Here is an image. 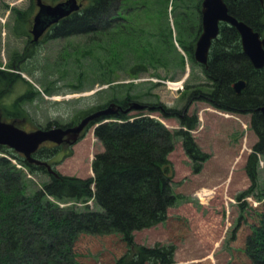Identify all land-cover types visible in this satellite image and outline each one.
<instances>
[{
  "label": "rangeland",
  "instance_id": "374dc122",
  "mask_svg": "<svg viewBox=\"0 0 264 264\" xmlns=\"http://www.w3.org/2000/svg\"><path fill=\"white\" fill-rule=\"evenodd\" d=\"M78 1L84 4L86 0ZM144 1L121 9L129 32H133V27L137 34L146 35L144 46H133L135 39L130 42L118 39L115 46L112 44V58L111 55L106 58L101 55L104 53L101 46L90 41V35L51 37V30L40 43L30 45L27 32L29 20L38 10L36 0H0V69L7 77L0 86V115L18 116L19 125L27 130L65 125L78 122L92 108L130 94L133 101L162 103L177 111L172 117H164L158 111L151 113L172 132L186 129L181 123L182 117L196 116V126L190 133L201 155L192 160L183 147V138L177 135L174 149L168 154L169 162L164 165V169H169L170 182L177 194L167 218L151 227L135 230L132 246L119 233H82L76 243L78 258L83 264H117L121 257H131L138 245H158L172 246L171 264H252L243 249L253 225L259 223L260 214L264 212V155L257 156L255 183L246 170L253 145L258 140L251 126L252 115L222 110L190 97L196 89H203L199 88L202 83L209 82L202 65L189 59L178 40L174 17L187 10V3L178 0L176 7L170 0L166 15H162L156 6ZM195 1L200 2L201 7L202 0ZM199 10L192 8V17L187 20L192 19V50L202 32ZM198 24L201 29L195 37ZM169 30L172 35L168 34ZM161 32L168 34L178 52L168 50L169 45L165 49L168 54L165 64L148 61L147 57L145 63L133 67L137 55L140 53L144 59L143 53L153 45L148 35L156 38ZM118 45L123 49V57L119 55ZM176 53L183 55L184 65L177 62ZM130 67L137 69V76L130 74ZM102 75H109L112 83L103 82ZM181 81L183 88L175 89V85L169 84ZM27 91L30 98H24ZM141 110L134 108L127 113L133 115ZM42 147L55 148L49 143ZM57 150L58 153L44 159L58 173L91 177L94 176L92 161L105 146L95 135V124H91L75 144L57 146ZM0 156H7L13 164V159L22 163L8 151L0 150ZM23 170L36 188L50 179L48 172L30 173L26 167ZM207 188L211 190L210 196L201 199L198 193L202 189L208 191ZM74 201L55 202L61 207L74 204L80 210L86 209V201ZM89 207L100 208L95 203L93 208Z\"/></svg>",
  "mask_w": 264,
  "mask_h": 264
},
{
  "label": "trees",
  "instance_id": "16d2710c",
  "mask_svg": "<svg viewBox=\"0 0 264 264\" xmlns=\"http://www.w3.org/2000/svg\"><path fill=\"white\" fill-rule=\"evenodd\" d=\"M44 1L56 3L61 0ZM138 1L140 0H86L79 11H74L54 24L50 35H90V41L101 46L104 52L101 55L106 58H110L109 55L112 58V44L118 39L122 42L135 39L133 46L141 48L146 35L137 34L133 27V32L130 33L126 28L127 18L121 11L130 4L140 3ZM169 1L146 0L144 4L150 3L157 7L159 13L166 15ZM171 1L178 7V0ZM184 1L187 3V10L175 15L174 22L178 40L189 59L196 63L192 50V19L187 20L192 17V8L198 11L201 7L198 1ZM226 2L232 14L264 33V7L259 0ZM200 29L201 25L198 24L195 37ZM168 34L172 35V30ZM168 34L161 32L156 38L148 35L153 45L146 54L143 53L144 59L138 48L137 61L132 66L145 63L147 57L148 61L165 64L168 58L165 49L169 45L168 50L178 52L176 46L170 43L172 40ZM121 48L117 46L119 55L123 57ZM176 56L177 62L184 65L183 55L176 53ZM200 65L209 84L202 83L199 88L203 89H196L190 97L207 101L222 110L252 115L251 126L257 133L258 140L253 145L246 170L255 183V164L259 161L257 156L264 155V67L256 68L252 64L242 50L238 30L226 23L220 25L219 36L213 41L208 63ZM133 67H130L129 72L132 76H137L138 71ZM5 73L0 69V86L7 80ZM102 76L103 82L112 83L113 79L109 75ZM240 79L246 81V86L237 92L233 83ZM29 93L27 91L24 98H30ZM132 98L134 97L130 94L120 100L113 98L106 105L86 111V114L107 106L112 101H118L126 108L134 100ZM142 103L146 108L136 114L119 112L110 116L117 118L115 120H100L101 123L95 128V135L103 142L105 150L95 155L92 161L94 176L91 177L66 176L60 173L56 176L49 173L46 166L29 163L6 145H0V150L17 157L28 172L43 171L50 175V179L42 183V187L36 188L22 168H18L8 157L0 156V264H83L76 252V243L82 233H119L132 246L135 230L151 227L167 218L168 209L176 203L177 194L170 182L171 175L165 171L164 165L169 162L168 154L174 149L177 135L183 138V147L192 160H197L201 155V150L190 133L196 126L197 117H182L181 123L186 129L172 132L163 122L151 116V113L158 111L164 117H172L177 115V111L166 108L162 103ZM10 118L19 120L18 116ZM53 154L54 150L41 147L35 156L44 159ZM50 196L60 201H87L93 198L100 208L94 210L86 205V209L80 210L74 204L61 207ZM253 227L243 250L252 264H264V212L260 214L259 223ZM171 248L172 246L138 245L131 257H121L117 264H171Z\"/></svg>",
  "mask_w": 264,
  "mask_h": 264
},
{
  "label": "water",
  "instance_id": "95a60500",
  "mask_svg": "<svg viewBox=\"0 0 264 264\" xmlns=\"http://www.w3.org/2000/svg\"><path fill=\"white\" fill-rule=\"evenodd\" d=\"M263 2V0H260ZM38 10L34 15L32 34L33 40L38 41L40 36L46 31L48 26L58 23L61 19L69 16L74 11H79L82 2L78 0H61L56 3H48L44 0H36ZM202 32L196 42L194 51L195 59L201 64H207L209 60L210 48L219 35L220 23L236 27L241 35L243 52L256 68L264 67V37L248 24L246 21L237 18L230 13L229 6L225 0H203L202 2ZM246 86L244 79L237 80L233 87L240 92ZM130 104L124 108L116 101L110 102L104 108L90 112L84 116L78 123L64 126H53L50 128L38 127L27 130L16 123V120L8 121L0 115V145H6L18 153L24 155L30 163L45 165L50 173H58L47 162L36 158L33 154L39 149L45 141H55L61 143L67 134V141L70 144L76 143L82 136L84 130L90 123H96L95 127L100 124L98 120L105 119L119 113H124L132 109H143L146 105L138 101H130ZM103 121V122H104ZM169 172L168 167L165 168Z\"/></svg>",
  "mask_w": 264,
  "mask_h": 264
},
{
  "label": "flooded vegetation",
  "instance_id": "af4514ba",
  "mask_svg": "<svg viewBox=\"0 0 264 264\" xmlns=\"http://www.w3.org/2000/svg\"><path fill=\"white\" fill-rule=\"evenodd\" d=\"M259 2L261 3V5L264 7V0H263V2L262 1H260L259 0ZM201 9V8H200ZM230 11V10H229ZM200 13H201V10H200ZM231 13V12H230ZM234 15V14H233ZM201 20H202V14H201ZM30 21V27H29V32H27V38L29 39V44L30 45H32V44H34V43H40L42 40H43V38L46 36V34H48L49 32H51V30H52V28H53V26H54V24H52V25H50V26H48V28L46 29V31L40 36V38H39V40L38 41H34L33 40V37H34V35L32 34V27H33V21H34V16H33V19H30L29 20ZM255 30V29H254ZM257 31V30H256ZM259 32V31H258ZM260 33V32H259ZM51 34V33H50ZM260 35H261V37L263 38L264 37V33H260ZM197 41V40H196ZM25 46L27 45V46H30V45H28V44H24ZM195 47H196V45H194V48H193V51H195ZM25 48V47H24ZM27 55V54H26ZM26 57H28V55L26 56ZM263 109V108H262ZM119 112H122L121 110L119 111ZM75 123H71V124H69V125H74ZM66 126H68V125H66ZM66 126H64V127H66ZM67 138H69L68 137V135L66 134L65 136H64V140H63V142H61V143H56L55 141H46V142H44V144L45 143H49L50 145H53L55 148H50L51 150H54V154H56V153H58V150H57V146L58 147H60V146H68V145H71L68 141H67ZM57 150V151H56ZM53 154V155H54ZM46 158H49V157H46Z\"/></svg>",
  "mask_w": 264,
  "mask_h": 264
},
{
  "label": "bare ground",
  "instance_id": "6f19581e",
  "mask_svg": "<svg viewBox=\"0 0 264 264\" xmlns=\"http://www.w3.org/2000/svg\"><path fill=\"white\" fill-rule=\"evenodd\" d=\"M182 82V81H181ZM180 82V83H181ZM180 83H178V82H173V83H171V84H173V85H180Z\"/></svg>",
  "mask_w": 264,
  "mask_h": 264
},
{
  "label": "built area",
  "instance_id": "2783aa9c",
  "mask_svg": "<svg viewBox=\"0 0 264 264\" xmlns=\"http://www.w3.org/2000/svg\"><path fill=\"white\" fill-rule=\"evenodd\" d=\"M176 88H178V86Z\"/></svg>",
  "mask_w": 264,
  "mask_h": 264
}]
</instances>
